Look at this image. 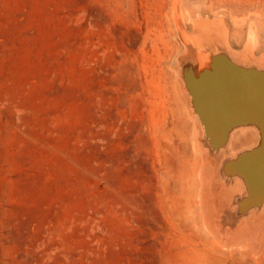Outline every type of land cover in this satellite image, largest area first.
I'll list each match as a JSON object with an SVG mask.
<instances>
[{
  "label": "rangeland",
  "instance_id": "rangeland-1",
  "mask_svg": "<svg viewBox=\"0 0 264 264\" xmlns=\"http://www.w3.org/2000/svg\"><path fill=\"white\" fill-rule=\"evenodd\" d=\"M219 51L264 68V0H0V264H264L210 229L239 192L203 205L228 156L182 67Z\"/></svg>",
  "mask_w": 264,
  "mask_h": 264
},
{
  "label": "water",
  "instance_id": "water-1",
  "mask_svg": "<svg viewBox=\"0 0 264 264\" xmlns=\"http://www.w3.org/2000/svg\"><path fill=\"white\" fill-rule=\"evenodd\" d=\"M183 79L195 112L204 126L205 141L218 151L242 125L260 129L252 146L226 157L224 179L241 178L245 191L235 197L237 216L264 204V68L235 62L225 51L211 53L203 66L185 61Z\"/></svg>",
  "mask_w": 264,
  "mask_h": 264
},
{
  "label": "bare ground",
  "instance_id": "bare-ground-1",
  "mask_svg": "<svg viewBox=\"0 0 264 264\" xmlns=\"http://www.w3.org/2000/svg\"><path fill=\"white\" fill-rule=\"evenodd\" d=\"M210 55L208 57V60ZM203 66V64H201ZM196 118L200 121L199 115L195 112ZM201 123V121H200ZM202 128L204 129L203 124L201 123ZM260 129L257 125L249 124L242 125L235 128L231 132L230 140L228 143L222 147L218 151H214L213 153V162L217 161L222 157H226L232 154H236V150L241 148L244 144L248 143L249 137H259ZM245 191V184L241 178L234 179H224L222 183L217 185L214 193L208 192L203 195V205L212 206V202L210 201L211 194L214 197L215 194L220 196L218 202V213H220L221 208L226 206L224 201L225 197L231 198L236 192L240 194ZM217 209V208H216ZM220 209V210H219ZM249 213H252L248 218L243 220H239L236 224H232L230 226H225L224 224L220 225L219 228L214 229L210 228L214 236L221 243H233L240 239H248L253 245L258 248H264V204L261 208H253ZM207 220V219H206ZM209 222V221H208ZM247 243V242H245ZM243 243V245L245 244ZM207 246V245H206ZM208 247V246H207ZM206 247V248H207ZM214 249H218L215 246H212ZM210 251V250H209ZM191 257L193 258L191 264H195V262H203L207 261H218L216 257H211L209 252L206 253L205 250L195 249L192 251H187ZM211 252V251H210ZM207 254L206 257L204 254ZM189 254L187 256H189ZM216 254V253H215ZM217 254H222L217 253ZM216 254V255H217ZM243 255H247L246 252L242 253ZM238 259V258H237ZM236 260V259H235Z\"/></svg>",
  "mask_w": 264,
  "mask_h": 264
}]
</instances>
